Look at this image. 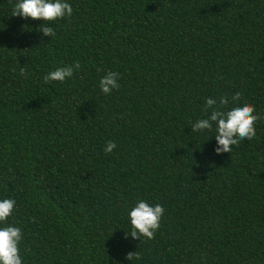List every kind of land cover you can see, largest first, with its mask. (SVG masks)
Instances as JSON below:
<instances>
[{
	"label": "trees",
	"instance_id": "1",
	"mask_svg": "<svg viewBox=\"0 0 264 264\" xmlns=\"http://www.w3.org/2000/svg\"><path fill=\"white\" fill-rule=\"evenodd\" d=\"M15 2L0 0V198L22 264H264V0H68L49 38ZM221 96L259 118L217 155L215 129L190 128ZM140 199L164 209L151 239L127 236Z\"/></svg>",
	"mask_w": 264,
	"mask_h": 264
},
{
	"label": "clouds",
	"instance_id": "2",
	"mask_svg": "<svg viewBox=\"0 0 264 264\" xmlns=\"http://www.w3.org/2000/svg\"><path fill=\"white\" fill-rule=\"evenodd\" d=\"M72 6L68 0H16L12 9V16L21 19L39 20L41 22L39 31L43 36L53 35L51 22L71 16ZM79 64L74 63L62 67H56L48 71L43 80L45 83L52 81L63 83L72 77L74 70L79 69ZM23 74V68L20 69ZM118 73L109 71L99 80V89L103 94H110L118 87ZM239 97V92L233 94V101ZM217 104L220 107H217ZM228 98L221 96L219 100L205 98L204 106L209 110L205 118L197 119L191 125V132L203 133L215 129L211 138L215 140L214 153L229 152L231 146L237 144L241 139H251L255 136L254 122L259 118L254 114V108L249 103H233L231 107ZM226 108V110H222ZM116 147L115 143L109 141L105 144L103 151L110 153ZM15 207V200L11 198H0V264H22L19 244L22 240V232L18 226L7 223ZM164 212L160 204H149L143 199L137 200L128 212L129 231L127 236L132 239L141 237L151 239L159 228L160 219ZM135 253H129L125 259Z\"/></svg>",
	"mask_w": 264,
	"mask_h": 264
}]
</instances>
